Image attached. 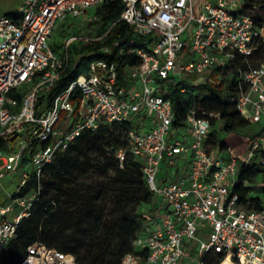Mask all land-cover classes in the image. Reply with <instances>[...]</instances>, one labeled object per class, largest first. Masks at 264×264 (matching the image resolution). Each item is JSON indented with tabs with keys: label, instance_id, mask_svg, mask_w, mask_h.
I'll use <instances>...</instances> for the list:
<instances>
[{
	"label": "built area",
	"instance_id": "1",
	"mask_svg": "<svg viewBox=\"0 0 264 264\" xmlns=\"http://www.w3.org/2000/svg\"><path fill=\"white\" fill-rule=\"evenodd\" d=\"M108 1L22 0L17 13L0 16V140L14 142L11 150L0 149V177L17 171L26 156L31 169L21 171L19 191L30 171L40 175L84 129L129 121L128 152L140 161L160 208L155 229L138 236V251L123 255L120 264H205L209 252H222L233 264H264V209L248 208L231 191L239 161L249 164L254 150L264 147V121L259 134L246 137L243 157L230 149L208 151L214 114L190 108L176 125L167 96L175 81L217 85L237 70L238 112L250 123L264 119V59L246 60L244 69L234 64L237 54L246 58L264 45V22L258 25L254 12L244 9L246 0H122L114 22L123 21L143 40L122 36L103 42L110 27L99 31L96 10ZM67 18L87 30L70 32L55 49V29ZM91 42L97 56L88 68L50 104H38L65 69L68 47ZM113 50L136 59L108 60L104 55ZM181 153L187 162L178 168L174 159ZM117 156L122 160L124 150ZM162 163L170 167L168 178H159ZM31 199L14 196L19 211L12 219L3 217L7 207L0 208V252ZM19 264L77 263L70 253L30 244Z\"/></svg>",
	"mask_w": 264,
	"mask_h": 264
},
{
	"label": "trees",
	"instance_id": "2",
	"mask_svg": "<svg viewBox=\"0 0 264 264\" xmlns=\"http://www.w3.org/2000/svg\"><path fill=\"white\" fill-rule=\"evenodd\" d=\"M123 7L122 0H111L96 10L102 22L99 31L110 27L103 42L122 36L143 40L123 21L114 22ZM244 7L254 12L258 25L264 22V0H246ZM60 34L59 44H53L55 49L70 31L65 27ZM95 46V42H91L84 43L80 48L68 47L65 69L38 104L42 100L50 104L78 73L88 68L89 62L97 56L92 52ZM115 55L113 50L104 56L108 60L118 58L121 62L136 59L125 53ZM262 59L264 45L258 44L246 58L237 54L234 64L244 69L247 67L246 60L254 64ZM238 82L237 70L232 71L225 83L217 85H189L184 80L175 81L167 95L174 110V124H182L190 108L205 115L213 113L209 117L208 151L214 147L226 150L224 138L231 133L250 139L255 137L262 131V126L247 133L251 123L236 108ZM72 97H76V91ZM130 126L129 121H112L101 123L96 129H84L67 149L55 153L51 161L43 166L40 175L30 171L29 179L15 195L32 196L31 205L28 214L21 217L14 235L0 252V264H19L30 244L70 253L77 264H120L123 255L138 251L135 239L145 234L140 217H147L140 215L137 207L141 203H150L149 209L155 211L160 206L158 198L148 187L140 161L128 152L126 130ZM236 143L235 140L233 145ZM13 144L12 141L0 140V149L11 150ZM118 149L124 150L122 160L117 156ZM26 161V156H23V164ZM94 167H100L105 172L103 179L91 177L89 171ZM108 168L111 173H106ZM24 169L30 170L31 167ZM257 177L262 179V184L253 187L250 182ZM231 191L236 192L239 202L248 208L264 209V147L254 150L249 164L239 161L237 182ZM203 260L205 264H220L221 261V264H227L229 261L222 252H209Z\"/></svg>",
	"mask_w": 264,
	"mask_h": 264
},
{
	"label": "rangeland",
	"instance_id": "3",
	"mask_svg": "<svg viewBox=\"0 0 264 264\" xmlns=\"http://www.w3.org/2000/svg\"><path fill=\"white\" fill-rule=\"evenodd\" d=\"M10 3H12V0H0V14L6 12V11H10L15 10L12 9V6L10 5ZM14 8V7H13ZM16 11V10H15ZM67 28V30H69L72 33H78V32H82V31H86L87 30V26L85 25V23H78L76 21H72L70 18H67L64 21V24H58V26L55 29L54 32V42L58 43L60 42L61 38V34L60 31L62 28ZM90 33L92 34H96L97 30H92L90 31ZM193 79L188 78L187 79V83L189 85L193 84ZM262 121H264V119H261L259 122L257 123H251L248 128H247V133H250L254 130H256L261 124ZM245 133V134H247ZM235 140L237 141L236 145H233V143L235 142ZM245 140H246V136L244 135H239L236 133H231L228 134L225 138H224V142L227 145V149H230V151H232L233 154L238 155L239 157H243V153L245 150ZM3 154H6V152H3ZM106 173H111L112 170L110 168H108L106 170ZM89 174L91 175V177L93 178H99V179H103L105 172L102 171V169L100 167H94L89 171ZM252 184V186H258L262 184V179H260V177H257L256 179H254L252 182H250ZM15 187H10V189L8 190V192H3L2 189L0 188V202L1 201H5L8 196H9V192H11L12 190H14ZM253 192L256 193V191L253 189ZM155 203L157 204V200H155ZM150 207V203H141L138 207H137V212L140 215H145L147 218H143V216L140 217L141 220V225H142V232L146 233L150 230L155 229L156 227V221L154 220V216L156 215L155 211H152L149 209ZM159 209V207H158ZM222 263V261L220 262V264ZM227 264H233L232 262H229Z\"/></svg>",
	"mask_w": 264,
	"mask_h": 264
},
{
	"label": "crops",
	"instance_id": "4",
	"mask_svg": "<svg viewBox=\"0 0 264 264\" xmlns=\"http://www.w3.org/2000/svg\"><path fill=\"white\" fill-rule=\"evenodd\" d=\"M10 5L12 6V9H15L16 11L15 10H13V12L12 10L6 11L0 14V16L5 14L11 15L17 13L19 11L20 6L22 5V0H12V3H10ZM186 162H187V155L184 153L178 154L174 159V163L178 166V168H183L186 165ZM24 168H29V166H25V164H23L22 162L17 171L10 174L6 173L2 177H0V188L2 189L3 192H8L10 187H15L14 190L8 193L9 194L8 198L5 201L0 202V208L1 207L8 208V210L3 214V217L6 219H12L14 215H16V213L19 211V206L13 203V198L15 193L17 192V186L21 179V171ZM166 177L167 178L170 177V167L167 166V164L162 163L160 165L159 178H166ZM158 180L164 181L170 179H158ZM155 213H156V209H155Z\"/></svg>",
	"mask_w": 264,
	"mask_h": 264
}]
</instances>
